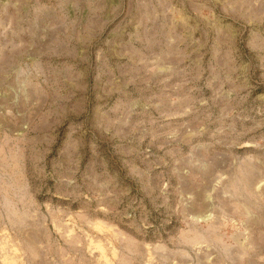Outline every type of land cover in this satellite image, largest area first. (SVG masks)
<instances>
[{
	"label": "rangeland",
	"instance_id": "rangeland-1",
	"mask_svg": "<svg viewBox=\"0 0 264 264\" xmlns=\"http://www.w3.org/2000/svg\"><path fill=\"white\" fill-rule=\"evenodd\" d=\"M0 264H264V0H0Z\"/></svg>",
	"mask_w": 264,
	"mask_h": 264
}]
</instances>
